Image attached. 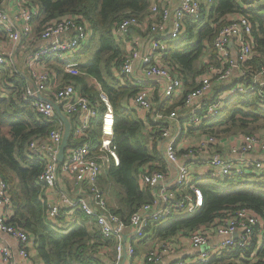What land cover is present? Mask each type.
I'll list each match as a JSON object with an SVG mask.
<instances>
[{"label": "built area", "instance_id": "obj_1", "mask_svg": "<svg viewBox=\"0 0 264 264\" xmlns=\"http://www.w3.org/2000/svg\"><path fill=\"white\" fill-rule=\"evenodd\" d=\"M167 1H152L145 16H128L113 29L116 39L122 41L127 48L115 75L122 80L121 84L128 83L138 89L128 100L129 107L136 111L143 122L150 145L154 141L155 149L162 151L166 163L176 167L174 189L167 183L165 172L157 169L148 171L144 166L140 167L141 184L149 188L152 200L142 204L131 215L128 224H125L119 215L109 211L105 191L99 185L104 169L108 165L119 164L117 148L113 141V106L99 84L98 97L92 100L80 93L76 89V83L67 77L81 74L78 64L67 60L85 46L90 33L88 23L76 15L50 20L42 27L38 37V41L50 40L49 43L33 51L27 62L26 84L21 98L30 103L36 114L55 123V127L51 128L46 136L33 137L26 145L27 155L43 163L38 181L44 186L46 196L48 191L66 179L72 180L81 188L79 192H83L81 195L76 192V195L72 196L63 188L58 189L57 202L46 200L47 218L57 224L58 217L66 215L61 211L62 207L68 208L69 213L75 210L84 212L94 220L93 228L95 227L100 235L104 238H116V254L110 264H120L124 250L128 256L134 252L131 243L126 245L122 241L126 227L131 230V237L135 239L144 234L149 221H164L177 210L194 212L201 207L203 196L196 187L198 182L193 180V173L187 164L198 168L195 174L202 178L225 179L230 174L243 173L244 170H264V157L244 165L217 154L215 148L219 144V138L205 133L202 128L204 120L215 117L223 108L226 96L245 93L253 88L236 84L225 93H214V89L219 90L230 80L235 69L239 70L240 66L253 58L254 40L250 21L241 14H234L228 19L213 41L218 64H208L205 71L195 78L196 84L188 90L179 73L163 62L164 55L169 38L183 35L184 20L199 19L203 7L207 8L212 0H181L173 8ZM16 2L17 9L11 10L6 0H0V26L6 32V39H0V65L15 64V56L23 47L22 42L31 40V21L37 13L36 7L25 0ZM139 28L145 30V36L129 39L130 31ZM230 46L235 50V58ZM57 57H61L65 62L61 72L53 67V63L49 65L48 59ZM241 74L245 75L243 72ZM263 75L264 68L253 77L256 80ZM154 81L160 86L159 97L145 84ZM260 85H264V82ZM262 93L264 94V90ZM55 106H58L62 115L68 119L72 137V143L69 144L68 141L61 160L58 154L65 128ZM94 127L99 131L98 141L91 145L90 134ZM197 133H201L203 138L193 147H182L184 138ZM235 136L242 138L244 142L231 147V153L242 154L255 148L264 155L263 135ZM184 188L193 192L187 194L183 191ZM181 197L184 198L179 200ZM11 209L9 187L0 175V264H16L12 250L2 241V235H8L16 241L17 255L21 260L29 258L28 247L32 244L30 235L24 229L8 224L7 218ZM236 232H240L237 239L233 238ZM213 234L225 236L226 239L211 251H201L198 261L202 263L223 251L244 249L253 240L257 248L264 234V221L251 209L240 208L224 221L201 226L190 232L188 237L193 247L201 248ZM170 247V241L159 244L163 251L169 250ZM254 253L255 251L251 257ZM159 255L158 250H151L147 261H156Z\"/></svg>", "mask_w": 264, "mask_h": 264}, {"label": "trees", "instance_id": "obj_2", "mask_svg": "<svg viewBox=\"0 0 264 264\" xmlns=\"http://www.w3.org/2000/svg\"><path fill=\"white\" fill-rule=\"evenodd\" d=\"M25 1L37 10L31 21V42H37L42 27L55 18L81 16L89 25L90 33L85 47L67 60L76 62L81 74L67 77L76 83V89L80 93L92 100L97 99L98 93L88 85L85 77L95 79L113 106V141L119 164L107 170L106 179L102 176V189L108 191L113 180L122 188V192L116 194L122 208L111 210L128 224L131 215L142 204L152 200L149 188L140 186L142 170L139 169L144 166L148 171H162L164 159L156 151L154 141L150 145L143 122L136 111L129 107L128 100L137 92V86L121 84L122 80L115 75L124 52L113 29L128 16H145L154 0ZM257 2L259 3L256 4ZM234 14L247 17L252 25L253 58L240 66L236 70V76L232 75L219 90L214 89V93H225L236 84L253 88L245 93L226 96L225 105L217 115L204 120L203 131L219 138L238 133L252 135L264 130V85L259 86L264 82V75L256 80L253 77L264 68V0H212L207 8L203 7L199 19L184 20V33L179 36V40L169 38L163 60L179 73L185 88L191 89L196 84L195 78L205 71L208 64H218L213 41L220 28ZM0 39H6V32L1 26ZM95 41L99 45L98 49L88 56L90 46ZM63 64L64 60L57 57L53 67L61 72ZM26 77L27 72L22 71L17 64L0 65V175L8 184L12 201L7 222L24 229L30 235L31 245L42 264H107L100 253L115 246L116 240L113 237L104 238L95 231L88 224L90 220H94L84 212L75 210L73 222L66 229L47 218L44 186L38 181L43 163L27 155L26 145L33 137L46 136L55 127V123L36 114L30 103L22 100ZM171 108L172 106L169 109ZM257 128L258 131L255 132ZM231 130L234 133H230ZM98 134L99 131L94 127L90 134L91 145L98 141ZM71 143L70 136L69 144ZM105 170L106 168L104 172ZM196 187L203 196L201 207L194 212L177 210L165 222L149 221L144 232H151L159 238L174 236L180 231L190 233L201 226L224 221L240 208L251 209L264 221V170H244L243 173L230 174L225 179L203 178L198 180ZM186 192L189 194L193 191L188 189ZM61 209L64 213L65 207ZM60 218L62 217H58L57 221ZM261 239L258 249H255L253 240L244 249L223 251L207 263L195 264H264V234ZM106 254L109 255L108 251Z\"/></svg>", "mask_w": 264, "mask_h": 264}, {"label": "crops", "instance_id": "obj_3", "mask_svg": "<svg viewBox=\"0 0 264 264\" xmlns=\"http://www.w3.org/2000/svg\"><path fill=\"white\" fill-rule=\"evenodd\" d=\"M180 1L181 0H168L167 4H169L170 7L173 8V7L177 6L180 3ZM6 3H7L8 8H10L11 10L17 9L16 0H6ZM258 3L259 2H257L256 4H258ZM144 32H145V30L142 28L132 29L130 31L128 38L132 39L136 36L144 37L145 36ZM49 41L50 40L37 41V42L32 41L31 42V40H30L29 42L27 41L26 43H24L20 52H18L17 55L15 56L16 57L15 58V64H17L18 67L20 69H22V71L27 72V62H28L30 56L32 55L33 51L37 50L41 46L47 45L49 43ZM118 41L120 42V46L126 55L127 48H126L125 44L120 40H118ZM230 47L232 48V46H230ZM25 51H27V52H25ZM24 52H25V54H23V58H21L20 56ZM232 55H233V58H235L234 57L235 56V50L233 48H232ZM48 60L50 61L49 65L51 63L54 64L55 59H53V60L48 59ZM236 74H237V72L235 69L233 72V76H236ZM85 79L87 80L88 85L90 87L94 88V90L96 92H98L97 91L98 83L96 82V80L93 78H90V77H85ZM145 84H146V86H150L152 88L153 94L155 92L159 97L160 86L158 83H156L154 81V82L145 83ZM259 132L255 133V135L261 134L264 136V130L259 131ZM145 136L147 138V135H145ZM202 138H203V135L201 133H197V134L187 136L186 138H184L182 140V145H183L182 147H193L195 145V143ZM221 140H222V143L219 142V144L216 145L215 149L216 150L219 149L221 152L220 154L223 157L230 159V160H234L236 163L242 162L245 165V164L249 163V161H251V160H260V159H263V157H264V155L262 153H260L259 150H256L255 148L246 152V153H242V154L231 153L230 152L231 147L237 146L239 143L244 142L242 138L239 139L236 136H229V137H225ZM156 151L160 152L163 155L161 150H158L156 148ZM162 157L164 159V161H163L164 168L162 171L165 172L167 175V178H168L167 183H169L170 187L172 189H174L175 187H174L173 182H174L175 176H176V167L166 163L164 155ZM153 164L155 165L156 163H153ZM187 165L189 167L190 172L193 173L192 177H193L194 181L198 182V180L203 179L202 177H199L198 175L195 174L198 172V168H196L192 165H189V164H187ZM110 167H112V165H108L106 167L105 172L103 171V173L99 179V185H100L101 189H102V181H101L102 176L106 179V177H105L106 172ZM107 179L109 180V178H107ZM103 183L105 184V180L103 181ZM140 186L145 188L141 184V181H140ZM114 187H115L114 184L110 183V187H108L109 189H108V191H106L107 195L105 194L107 206H108L109 211H111V212H112L111 209H113V208L118 209V210L120 208H122L120 206L121 202L118 200V197L116 196V194L114 197H112L110 195V190L113 189ZM62 188L68 195H72V196H75L76 192H77V195H81L83 193V192H79V189H81V188L79 186H77L72 180L66 179V180H63V182H60V184H58L55 188L51 189V191H48L47 196L45 194L46 192L44 193L46 200H49L51 202H57L58 201L57 190L62 189ZM187 190H188V188L183 189L184 192H186ZM181 191H182V189H181ZM85 197H87V196H85ZM67 209L68 208L64 209V213H66V215L61 216L62 218H60V220L57 222L58 226L60 228H63V229H66L67 227H69L71 225V223L73 222V219L71 218V216H73L74 211L69 213L67 211ZM166 220H164V222ZM88 224L94 226V221L90 220V222H88ZM94 229H95V227H94ZM239 235H240V232L239 233L236 232L233 234V238L237 239ZM188 236H189V232L185 233V231H180L176 235L170 236L167 238H159L158 236L152 235L151 232H146V233L144 232V234L141 237L133 239L131 237V230L128 229V233L124 234L122 241L126 245H129L131 243L133 245L134 252L131 256H128L125 254V250H124L123 257H122L120 264H195L197 262H200V261H198V255L200 254L201 251H211L215 247L219 246L224 239H226L225 236L213 234L212 236H210V238L207 241L205 246H203L201 248H196V247H193L191 245ZM113 238L116 240L115 237H113ZM2 241L5 244H7L10 247V249L12 250L16 264H42L40 262V258L36 254L35 248L32 245H29V247H28L29 258L26 260H21L20 258H18V255H17L18 244L16 243V241L13 240L8 235H2ZM167 241L171 242V247L169 250L163 251L162 249L159 248V244L162 242H167ZM260 245H261V241L257 245V248H256V244H255V248L258 249L260 247ZM151 250H158L159 251L160 255H159L158 260L147 261V256L149 254V251H151ZM107 251H108L109 255L106 254ZM100 254L106 260L107 264H110L112 262V260L114 259L115 254H116L115 246H112L111 248L107 249L105 251V253L101 251ZM110 256H111V259H110ZM210 259L208 261H210ZM217 264H220V262H218Z\"/></svg>", "mask_w": 264, "mask_h": 264}, {"label": "rangeland", "instance_id": "obj_4", "mask_svg": "<svg viewBox=\"0 0 264 264\" xmlns=\"http://www.w3.org/2000/svg\"><path fill=\"white\" fill-rule=\"evenodd\" d=\"M174 40L175 41H177V40H179V36H176V37H174ZM98 43H97V41H95V42H93V44L90 46V52L89 53H87V54H89L88 56H90V55H92L97 49H98ZM85 47V46H84ZM25 54V53H24ZM21 58H23V54H21V56H20ZM258 131V128H257V130L255 131V132H257ZM230 133H234V131L233 130H231L230 131ZM238 134H245V133H238ZM230 135H224V138L225 137H229ZM231 136H233V135H231ZM235 136V135H234ZM238 137V136H237ZM219 138V137H218ZM222 138H219V139H217V140H219V142L220 143H222V140H221ZM217 151L218 152H216L217 154H219V153H221L220 152V150L219 149H217ZM113 180V179H112ZM112 183L114 184V188L113 189H111L110 190V195L112 196V197H114L115 196V194H117V192H122V188L117 184V183H115L114 182V180L112 181ZM105 194L107 195V192H106V190H105ZM71 218H72V216H71ZM163 223V222H162ZM128 227H126L124 230H123V234H126V233H128Z\"/></svg>", "mask_w": 264, "mask_h": 264}, {"label": "water", "instance_id": "obj_5", "mask_svg": "<svg viewBox=\"0 0 264 264\" xmlns=\"http://www.w3.org/2000/svg\"><path fill=\"white\" fill-rule=\"evenodd\" d=\"M56 112L59 115L60 119L62 120L63 124H64V133H63V138H62V142L60 145V151L58 154V158L61 160L62 156H63V151L66 148L68 141H69V136H70V123L68 121V119L62 115V113L60 112V109L58 108V106H55Z\"/></svg>", "mask_w": 264, "mask_h": 264}]
</instances>
